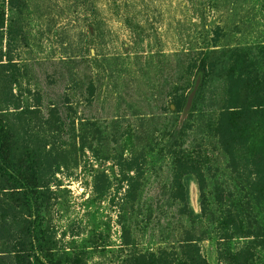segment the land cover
Here are the masks:
<instances>
[{
	"label": "rangeland",
	"instance_id": "374dc122",
	"mask_svg": "<svg viewBox=\"0 0 264 264\" xmlns=\"http://www.w3.org/2000/svg\"><path fill=\"white\" fill-rule=\"evenodd\" d=\"M236 50L263 81L264 0H0V127L32 197L0 176V264L35 263V226L45 264L173 262L187 245L264 264V116L233 147L214 124Z\"/></svg>",
	"mask_w": 264,
	"mask_h": 264
},
{
	"label": "trees",
	"instance_id": "16d2710c",
	"mask_svg": "<svg viewBox=\"0 0 264 264\" xmlns=\"http://www.w3.org/2000/svg\"><path fill=\"white\" fill-rule=\"evenodd\" d=\"M249 58L250 55L245 50H236L231 54L232 64L226 72L229 97L214 121L224 147H233L238 143L256 142L258 139L253 122L254 118L264 116V77L263 81L259 80ZM205 73L206 64L203 62L196 80V83L199 81V87L201 81L206 78ZM11 165L9 146L0 127V176L11 183L15 189H20L27 205L31 207L32 197L28 191L29 183L19 177ZM40 229L41 226L34 227L33 241L30 243L31 250L38 254L31 256L34 259V264H45L41 259L44 250ZM170 257V255L163 254L161 259H149L146 264H174V260L178 258L176 264H207L197 250L190 245L185 246L179 257L172 260L173 262L169 260ZM16 264H25V257L20 252L16 254Z\"/></svg>",
	"mask_w": 264,
	"mask_h": 264
},
{
	"label": "water",
	"instance_id": "95a60500",
	"mask_svg": "<svg viewBox=\"0 0 264 264\" xmlns=\"http://www.w3.org/2000/svg\"><path fill=\"white\" fill-rule=\"evenodd\" d=\"M199 88V81L195 84L194 89L190 93L186 106L182 113V121L191 113L193 108L194 99L197 94V90ZM171 109L174 110V106H171ZM186 187H187V200L189 207L192 213L197 217L200 214V207H199V187L197 179L194 176H189L186 179Z\"/></svg>",
	"mask_w": 264,
	"mask_h": 264
}]
</instances>
